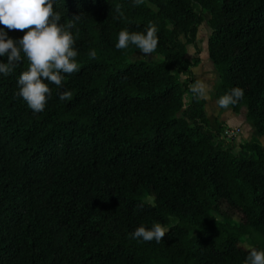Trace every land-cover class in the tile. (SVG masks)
Returning a JSON list of instances; mask_svg holds the SVG:
<instances>
[{"label":"trees","instance_id":"1","mask_svg":"<svg viewBox=\"0 0 264 264\" xmlns=\"http://www.w3.org/2000/svg\"><path fill=\"white\" fill-rule=\"evenodd\" d=\"M53 9L74 23L79 70L62 73L60 88L49 83L39 113L16 95L23 54L0 74V264H244L264 251V147L256 136L237 151L223 142L190 70L206 10L213 97L242 89L229 109L264 137V0H54ZM150 24L161 59L127 61L136 47L118 50L119 32ZM155 223L168 230L160 243L133 238Z\"/></svg>","mask_w":264,"mask_h":264},{"label":"clouds","instance_id":"2","mask_svg":"<svg viewBox=\"0 0 264 264\" xmlns=\"http://www.w3.org/2000/svg\"><path fill=\"white\" fill-rule=\"evenodd\" d=\"M142 0H135L138 6ZM54 0H0V57H6V62L0 60V74L5 76L22 62L28 61L27 70L23 71L17 81L16 95L27 103L34 112H42L48 97L51 96L50 84L62 87L63 74H72L79 70L74 48L75 40L71 33L74 23L61 24V15L53 9ZM120 12V6H116ZM81 15L73 16V21L79 20ZM24 32L22 38L14 40L5 31ZM134 45L142 53L141 57H154L158 46L157 29L154 25L146 26L144 31L121 30L115 47L118 50ZM92 59L96 58L95 50L88 53ZM47 81L48 83H45ZM208 86L203 82H196L191 86L195 97L206 98ZM244 96L240 88H233L230 93L219 97L216 101L218 108L228 109ZM60 100H70L71 92L63 91ZM155 207L154 198L148 196L145 201ZM168 230L160 223H155L150 229L140 226L134 230V239L142 238L146 242L162 241ZM244 264H264V251L251 249Z\"/></svg>","mask_w":264,"mask_h":264},{"label":"rangeland","instance_id":"3","mask_svg":"<svg viewBox=\"0 0 264 264\" xmlns=\"http://www.w3.org/2000/svg\"><path fill=\"white\" fill-rule=\"evenodd\" d=\"M202 14L204 19L208 16V13L206 10H202ZM203 19V20H204ZM200 22L196 34V42L199 45V52L197 53L199 57L198 63L196 62L195 65H192L190 67L192 77L194 79V83L196 82H203L208 86L207 90V95L206 98H204L207 102V111H208V116L211 121V124L213 127L218 125L219 127V137L223 139V142L231 144L233 150L237 151L239 150V145L243 141H248L250 138H255L259 141L261 147H264V137L262 135H259L255 133V131L251 128L250 131H247L245 135H242L241 133V128L239 125L235 124H226L221 120V115L217 112L218 108L216 105H214L215 99L213 97V87H214V82L216 78V71L215 69L210 65L207 55H206V36L209 30V27L205 24V21ZM196 54L194 52V46L191 44L186 45V51L185 55L187 56H193ZM142 53L140 52L139 49L134 50L133 52L129 53L126 55V60H133V59H142L146 60L148 62H155L159 59H161L162 55L160 53H153L154 57H159V59H152L151 56L149 57H141ZM206 56V57H205ZM186 74H180L179 79H183ZM237 113V112H235ZM217 117V118H216ZM238 128V131L235 130L236 127ZM226 128L227 130H232L234 133H231L232 136H226L223 129ZM237 132V133H236ZM248 134V135H247ZM243 244V243H242Z\"/></svg>","mask_w":264,"mask_h":264},{"label":"crops","instance_id":"4","mask_svg":"<svg viewBox=\"0 0 264 264\" xmlns=\"http://www.w3.org/2000/svg\"><path fill=\"white\" fill-rule=\"evenodd\" d=\"M206 50V48H205ZM207 55V53H206ZM206 57V56H205ZM208 58V57H207ZM199 61V59H198ZM197 61V63H198ZM209 61V59H208ZM210 65L213 67L212 63L209 61ZM195 65V64H194ZM214 68V67H213ZM205 100V99H204ZM214 105H216V102H214ZM216 107L218 108V106L216 105ZM204 109H205V112H206V115L208 117V122L209 124L213 127V125L211 124V121L209 119V116H208V111H207V102L205 100L204 102ZM217 112L221 115V120L227 124H235V125H239L240 128H241V133L242 135H245V133H247V131H250L251 130V127L250 125L244 121L243 119V111H239L237 113L233 112L231 109H223L221 110L220 108H218ZM217 118V117H216ZM248 135V134H247Z\"/></svg>","mask_w":264,"mask_h":264},{"label":"built area","instance_id":"5","mask_svg":"<svg viewBox=\"0 0 264 264\" xmlns=\"http://www.w3.org/2000/svg\"><path fill=\"white\" fill-rule=\"evenodd\" d=\"M236 127V126H235ZM235 130L238 131V128L236 127ZM226 136H232L231 133H234L232 130H227L226 128L223 129ZM237 133V132H236Z\"/></svg>","mask_w":264,"mask_h":264}]
</instances>
